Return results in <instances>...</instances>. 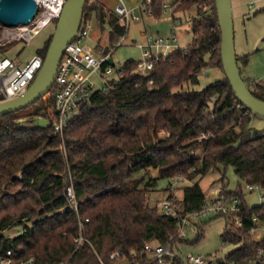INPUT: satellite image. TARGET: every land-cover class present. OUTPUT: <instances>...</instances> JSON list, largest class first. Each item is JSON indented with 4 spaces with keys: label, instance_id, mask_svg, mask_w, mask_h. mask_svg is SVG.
I'll return each mask as SVG.
<instances>
[{
    "label": "trees",
    "instance_id": "obj_1",
    "mask_svg": "<svg viewBox=\"0 0 264 264\" xmlns=\"http://www.w3.org/2000/svg\"><path fill=\"white\" fill-rule=\"evenodd\" d=\"M113 8L100 0H86L84 6L82 27L91 22L105 34V25L110 26L106 51L127 32ZM154 8L153 16L161 17L162 7L154 2ZM192 8L193 39L186 50L162 56L148 73L138 68V59L128 58L122 73L114 72L105 87L93 92L62 135L53 133L51 122L35 123L48 115L42 97V106L32 108V103L0 116V253L11 248L18 258L33 255L37 264L68 257L67 264H102L101 259L111 264L114 250H140L148 241L180 250L195 240L179 235V217L164 213L158 202L172 199L180 216L200 210L207 201L200 181L220 166L224 196L239 201L237 210L212 216L225 218L221 239L237 244L220 262L247 264L256 253L262 240L251 227L254 216L264 222V203L250 205L244 185L264 192V128L250 125L257 114L240 102L226 74L200 89H176L199 84V74L208 66L225 73L216 1L180 0L175 10ZM52 35L37 50L44 57ZM237 57L242 73L251 56ZM243 78L264 99V84ZM229 166L238 175L233 189L226 182ZM152 168L158 175L148 174ZM175 176L187 180L180 195L177 187L171 188ZM162 178L169 184L159 188ZM70 185L78 211L67 196ZM157 190L166 192L165 198L154 199ZM206 222L197 224V239ZM17 226L22 227L19 233H6ZM142 264L157 260L147 255ZM174 264L186 263L179 257Z\"/></svg>",
    "mask_w": 264,
    "mask_h": 264
},
{
    "label": "built area",
    "instance_id": "obj_2",
    "mask_svg": "<svg viewBox=\"0 0 264 264\" xmlns=\"http://www.w3.org/2000/svg\"><path fill=\"white\" fill-rule=\"evenodd\" d=\"M37 12L28 23H20L17 26H4L0 22V48L6 43L16 40H31L39 31L53 21H57L61 15L66 0H37ZM154 2L161 6L163 11L174 10L180 0H142L136 7H130L125 0H117L114 11L125 22L126 30L130 26L131 19H140L143 14L154 15ZM106 8V6H105ZM89 23L77 33L76 38L67 44L63 56L60 60L54 83L49 91L52 97V109L48 113V118L53 126L54 134H63L69 120L78 114L82 106L90 103L93 92L98 88L106 86V81L97 86L94 77L103 78L113 72L122 73L121 66L114 69L111 65L112 51H106V45H91L86 41L90 35ZM142 57L138 59V68L143 73H148L162 56H168L176 48L187 49V45H182L179 36L175 31L170 34L146 33V39L139 44ZM44 56L35 52L26 61L17 59L0 52V101L8 100L21 95L27 91L34 81L37 73L42 67ZM205 72L199 74L202 75ZM205 136L201 134L200 139ZM171 178V188H176L177 178ZM249 189L256 188L251 184ZM67 196L70 205L78 211V199L72 185L67 188ZM207 201L198 211L180 216L174 206L172 199H161L158 205L164 213L179 217L178 231L181 237H186V228L190 220L202 221L206 217L219 214L227 215L238 209V198L229 199L223 194V187L212 186L206 193ZM264 198V195L262 196ZM264 203V200L263 202ZM256 224L252 225L251 232L256 239L262 240L256 253L248 260L247 264H264V222L254 216ZM235 222L241 224L240 218L236 217ZM82 226V223H81ZM82 236L77 237V245L73 253L79 247ZM150 256L157 260V264H174L176 258L182 259L186 264L202 263L205 258L192 253L184 254L180 250H175L171 243L161 244L156 241H148L140 250L130 248L128 250L116 249L110 254L111 264H142L144 257ZM70 257L55 264H67ZM102 264H110L101 259ZM0 264H37L35 257L28 256L18 258L11 248L0 253ZM222 264H229L228 261Z\"/></svg>",
    "mask_w": 264,
    "mask_h": 264
},
{
    "label": "rangeland",
    "instance_id": "obj_3",
    "mask_svg": "<svg viewBox=\"0 0 264 264\" xmlns=\"http://www.w3.org/2000/svg\"><path fill=\"white\" fill-rule=\"evenodd\" d=\"M103 1L108 9L112 8L117 0H100ZM128 6L136 7L142 0H125ZM253 5L250 7V3ZM234 24H235V43L236 51L239 54L250 53V64L243 68L242 74L256 79L264 84V0H232ZM256 13V14H255ZM196 14V10L180 11V10H169L164 11L161 17H155L152 15L143 14L140 19H131L130 26L127 32L120 38L114 45H110L112 51L111 61L114 63V69L116 70L128 58L141 59L142 52L139 44L144 42L147 33L170 34L175 31L182 45H186L193 39V30L191 24V18ZM56 21L51 22L46 27L42 28L36 36L31 40H16L6 43L7 50L3 52L18 61H26L29 59L38 48L44 46L48 37L54 32ZM90 35L86 41L91 45H106L109 42L108 32L110 26L105 25V34L102 33L95 24L91 25L89 22ZM92 26V29H91ZM2 28L0 29V35ZM99 37L101 39L99 40ZM109 48V47H108ZM204 74L200 75L201 81L199 84H183L178 86L176 89L186 88H197L200 89L208 84L214 83L219 77H222L225 73L218 66H208L203 69ZM202 72V73H203ZM111 75H107L103 78L94 77L96 85L100 86L102 83L111 78ZM43 105L46 106V110L50 113L52 109V97L49 92L43 97ZM32 108L42 106V100L33 103ZM50 122L48 116H39L35 123L40 125H46ZM250 125L254 128H264V116L255 115L253 116ZM221 168V169H220ZM218 169H213L204 175L201 179V185L205 190H209L212 186L221 185V178L223 176V166ZM149 175H158V169L152 168ZM176 192L178 195L182 193L181 187L187 183V180L183 177L177 178ZM226 182L228 187L233 189L237 186L238 175L233 166H229L226 169ZM169 184L168 179L162 178L159 180V188H164ZM246 192V199L250 205L261 204L264 200L262 196L264 192L261 188L256 187L254 190H250L244 185ZM166 192L163 190H157L153 192L152 197L165 198ZM214 217V216H213ZM202 221H207L204 224V234L202 238L197 239L198 221L190 220L188 227L186 228V238L189 240H195V242L183 243L180 245V250L184 254L192 253L195 255H201L205 258L202 263L195 264H222L220 259L226 257V255L233 250L237 244L225 242L221 239V232L225 227V218L219 217H206ZM22 230L21 226L8 229L6 233L14 235ZM210 255V260L206 257ZM230 264V263H229Z\"/></svg>",
    "mask_w": 264,
    "mask_h": 264
},
{
    "label": "water",
    "instance_id": "obj_4",
    "mask_svg": "<svg viewBox=\"0 0 264 264\" xmlns=\"http://www.w3.org/2000/svg\"><path fill=\"white\" fill-rule=\"evenodd\" d=\"M215 1L222 36L221 55L225 74L240 102L253 113L264 116V99L256 96L248 87L238 63L232 0ZM85 4L86 0H66L56 21L42 67L27 91L0 101V116L31 105L50 91L65 48L76 38L81 28ZM37 5V0H0V22L4 26L28 23L36 16Z\"/></svg>",
    "mask_w": 264,
    "mask_h": 264
},
{
    "label": "crops",
    "instance_id": "obj_5",
    "mask_svg": "<svg viewBox=\"0 0 264 264\" xmlns=\"http://www.w3.org/2000/svg\"><path fill=\"white\" fill-rule=\"evenodd\" d=\"M252 5H253V2L250 3V7H251ZM146 33H147V32H146ZM237 53H238V52H237ZM246 53H248V52H246ZM246 53H243V54H246ZM238 54H239V53H238ZM243 54H239V55H243ZM250 58H251V57H250ZM249 64H250V63H249ZM249 64H248V65H249ZM246 67H247V66H246ZM244 68H245V67H244Z\"/></svg>",
    "mask_w": 264,
    "mask_h": 264
}]
</instances>
